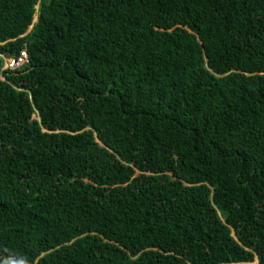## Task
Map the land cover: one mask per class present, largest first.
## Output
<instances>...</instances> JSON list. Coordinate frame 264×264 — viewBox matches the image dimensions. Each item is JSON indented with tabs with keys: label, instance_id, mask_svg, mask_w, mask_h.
I'll return each instance as SVG.
<instances>
[{
	"label": "trees",
	"instance_id": "1",
	"mask_svg": "<svg viewBox=\"0 0 264 264\" xmlns=\"http://www.w3.org/2000/svg\"><path fill=\"white\" fill-rule=\"evenodd\" d=\"M0 74V264H264V0H0Z\"/></svg>",
	"mask_w": 264,
	"mask_h": 264
},
{
	"label": "built area",
	"instance_id": "2",
	"mask_svg": "<svg viewBox=\"0 0 264 264\" xmlns=\"http://www.w3.org/2000/svg\"><path fill=\"white\" fill-rule=\"evenodd\" d=\"M3 59L2 70H16L20 69L28 63V54L25 50H22L18 55L14 56H1ZM0 78L3 76L0 74Z\"/></svg>",
	"mask_w": 264,
	"mask_h": 264
}]
</instances>
